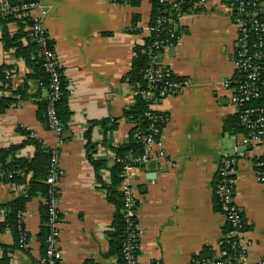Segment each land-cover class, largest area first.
<instances>
[{
	"label": "crops",
	"instance_id": "1",
	"mask_svg": "<svg viewBox=\"0 0 264 264\" xmlns=\"http://www.w3.org/2000/svg\"><path fill=\"white\" fill-rule=\"evenodd\" d=\"M40 0L46 31L58 55L69 85L72 118L64 141L38 119V105L23 102L0 112V151L22 143V129L31 131L44 145L59 153L62 176L58 183L62 216L60 264H117L110 256L107 232L115 210L96 183L87 153L86 134L92 123L107 121L108 135L101 126L92 133L97 157L115 163L105 146L124 144L134 127L125 112L135 102V90L125 82L133 60V49L150 34L152 0ZM124 1V2H123ZM175 3V0H165ZM199 4V3H198ZM182 15L175 30L182 35L176 45L161 52V64L186 82L183 89L158 106L169 120L163 133L166 160L151 161L130 179L140 203V264H192L199 257H217L218 245L229 230L225 216L216 209L214 184L222 161L236 160L235 204L244 216L246 256L230 264L264 263V183L253 166L264 160V140L245 146L246 135L226 131L235 117L227 81L237 76L234 54L238 51V29L228 0H207ZM264 14V0L261 4ZM137 19V20H136ZM138 30V32H135ZM17 33L16 25L9 26ZM15 70L13 84L22 85L29 73L13 50L4 49L0 31V67ZM30 94L40 91L30 83ZM158 153V149H154ZM22 156L32 159L33 148ZM27 185L0 184V206L27 195ZM43 197L34 198L24 214L29 235L28 251L14 250L13 264H38L43 260L39 238ZM13 246L10 232H0V246Z\"/></svg>",
	"mask_w": 264,
	"mask_h": 264
},
{
	"label": "trees",
	"instance_id": "2",
	"mask_svg": "<svg viewBox=\"0 0 264 264\" xmlns=\"http://www.w3.org/2000/svg\"><path fill=\"white\" fill-rule=\"evenodd\" d=\"M110 2H120L119 0H108ZM152 13L150 29L151 34L144 39L142 44H138L133 49V60L130 72L125 78V82L135 90V102L125 112L134 125L129 139L118 147H112L109 141H104V146L115 155V163L108 167L109 159L102 160L97 157L96 145L92 142V131L96 126H101L105 130L107 136L115 127L108 128L107 121L100 123H92L86 134L87 153L90 164L95 173L96 183L101 191L105 193L106 200L114 207L115 214L110 230L107 232V239L110 245V256L116 260L117 264H127L124 256V246L130 241L131 235L138 233V218H128V209L126 207L127 197L121 190L124 182V170L126 166L133 165L132 160L144 156L145 146L144 137H152L157 140L154 134L155 129L164 130L168 124L169 117L164 113L152 111L151 104L153 100L147 97L152 90L156 95L163 89L167 83H182L183 79L175 77L173 74L165 76L159 83H152L150 77L155 74L158 67L152 64L157 55L162 52L163 45L178 43L182 35V30H175V23H179L182 15L190 13H198L203 11L197 9L196 4L201 0H175V3L165 2V0H152ZM232 4L234 16L237 15L238 5L240 2L245 3V8L257 14L260 23H264V14L262 7L253 6L255 0H228ZM124 2V1H123ZM40 4V0H0V7L8 5L10 10L8 13L0 14V31L2 33V43L4 49L13 50L17 61L24 62L30 70L26 74L21 86L16 87L13 84V78H9L7 73L12 67H0V112L6 113L12 107L16 108L23 102L33 101L38 105V119L42 124L48 126V108L50 105V97L53 94L51 89L52 76L46 71L44 66L43 49L38 41L34 39L31 28L35 25L32 18L31 9H23L24 6ZM179 4L180 10L174 7ZM137 20V19H136ZM10 25H16L18 31L15 35H11L9 31ZM138 32V30H135ZM252 39H256L252 36ZM159 44L161 47H159ZM53 48V43L48 42V49ZM264 51V49H263ZM60 77V93L59 99L55 102V109L61 124L66 130L72 118L69 108L70 91L68 82L64 76L63 69L60 64L56 69ZM15 76V75H14ZM38 82L40 91H46L48 96L43 99L42 94H30V83ZM264 82V80L262 81ZM261 97L253 103V107H264V83L261 86ZM49 127V126H48ZM25 140L17 145L10 146L0 151V174H12L20 171L21 174H13L11 177L0 179L1 183H14L27 185L29 191L26 196L15 200L5 206H0V216L4 219L0 221V232H10L14 238L13 246H0V264H13V251L22 250L27 252L28 248L22 249L21 246L29 243V235L24 225L20 224V215L25 213L28 204L36 197H43L45 203L41 207L42 229L40 240L43 246V260L38 264H49L47 255V239L50 236L49 209L51 202L60 197L59 189H55L47 183L52 174V160L54 153L48 149L44 143L36 138L31 131L22 129ZM226 131L231 135L243 133L248 136L249 132L240 124V119L235 116L228 120ZM34 149L32 159L22 156V151L26 148ZM263 161L264 160H259ZM216 209L220 210L219 201L215 200ZM140 203L136 200L131 211H137ZM59 222H62L61 213H59ZM135 255L139 256L140 241L136 244ZM224 248L228 251V257L224 260H234L237 252L231 249V244L226 243ZM213 258L199 257L198 262L211 261Z\"/></svg>",
	"mask_w": 264,
	"mask_h": 264
},
{
	"label": "built area",
	"instance_id": "3",
	"mask_svg": "<svg viewBox=\"0 0 264 264\" xmlns=\"http://www.w3.org/2000/svg\"><path fill=\"white\" fill-rule=\"evenodd\" d=\"M184 1V0H180ZM207 3V0H201L199 6L203 7ZM262 0H255L253 6H261ZM177 10H180L179 4H174ZM23 9L32 10V18L35 25L31 28L34 39L38 41L40 47L43 49L44 66L46 71L52 76L53 91L50 97V105L48 108V126L60 140L64 141L65 130L58 118L57 111L55 109V102L59 99L60 93V77L57 72L59 65L58 55L54 48L48 49V42L51 41L44 24V12L41 4L26 5ZM10 10L8 5H2L0 7L1 13H8ZM234 14V13H233ZM260 14V12H259ZM255 12L247 10L245 3L240 2L238 5L237 15H233L234 26L238 29V51L234 54V62L237 67V76L227 81L225 88L231 93V104L235 109V115L240 119L241 126L249 132L246 136L244 144L245 146L251 144H260L264 140V107H253V103L258 101L261 97V86L264 82V23H260L257 19L259 15ZM150 31H152L150 29ZM255 36L257 40L252 39ZM159 45V44H156ZM161 47V45H159ZM172 47V44L163 45L162 50L166 51ZM161 52L152 61V64L158 67V70L153 76L150 77L152 83L161 82L165 76H170L171 71L161 64L160 61ZM9 78H13L15 70L11 68L7 73ZM186 82L182 83H167L158 95L152 90L147 94V97L153 100L151 109L154 112L161 113L157 109L162 101L167 97L177 95ZM13 108V107H12ZM164 130L155 129L154 134L158 137L157 140L152 137H144L143 142L145 146V154L142 157L132 160L133 165L125 167L124 170V182L121 186V190L127 197L126 207L128 209V218L137 217L138 210L131 211L136 203V191L130 184L132 179L139 168L143 167L151 160H166L167 154L164 148L163 142ZM154 149H158V153H154ZM54 157L52 160L53 171L47 183L52 185L53 188L58 189V183L62 176V172L59 167V153L53 151ZM258 180L260 183H264V162L256 160L253 162ZM237 171L236 160L233 156L231 159L227 158L222 161L217 179L214 184V190L216 198L219 201L220 212L225 216L229 230L225 234L224 238L218 245L217 257L211 261L198 262L195 260L192 264H230L231 260H224L228 257V251L224 248L226 243L231 244V249L237 252L239 259H244L246 256V246L248 245L245 240V227L246 222L242 211L235 204V174ZM13 174H21L20 171H15L12 174H0V179L4 177H11ZM59 203L60 197L54 199L51 202L49 209L50 222L48 227L50 228V236L47 239V255L46 259L49 264H60L63 260V253L59 246V238L61 235V224L59 222ZM4 219V216H0V221ZM20 224L24 225V214L20 215ZM141 232L138 227V233L131 235L130 241L124 246V256L127 264H140L139 256L135 255L137 249L136 243L140 241ZM28 244L21 246L22 249H26ZM264 264V263H263Z\"/></svg>",
	"mask_w": 264,
	"mask_h": 264
},
{
	"label": "water",
	"instance_id": "4",
	"mask_svg": "<svg viewBox=\"0 0 264 264\" xmlns=\"http://www.w3.org/2000/svg\"><path fill=\"white\" fill-rule=\"evenodd\" d=\"M151 165H157V161H151V163H150Z\"/></svg>",
	"mask_w": 264,
	"mask_h": 264
}]
</instances>
